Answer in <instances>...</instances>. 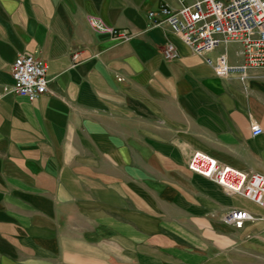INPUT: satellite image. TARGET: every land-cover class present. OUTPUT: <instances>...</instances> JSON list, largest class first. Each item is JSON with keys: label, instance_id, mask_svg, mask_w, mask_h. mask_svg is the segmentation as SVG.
I'll list each match as a JSON object with an SVG mask.
<instances>
[{"label": "crops", "instance_id": "crops-1", "mask_svg": "<svg viewBox=\"0 0 264 264\" xmlns=\"http://www.w3.org/2000/svg\"><path fill=\"white\" fill-rule=\"evenodd\" d=\"M162 4L181 5L0 0V264H264V208L187 167L201 151L264 175V68L217 75L240 44L194 52L148 19ZM21 54L47 66L33 101L12 87ZM234 208L262 219L235 228Z\"/></svg>", "mask_w": 264, "mask_h": 264}, {"label": "built area", "instance_id": "built-area-1", "mask_svg": "<svg viewBox=\"0 0 264 264\" xmlns=\"http://www.w3.org/2000/svg\"><path fill=\"white\" fill-rule=\"evenodd\" d=\"M178 9L162 4L147 16L153 25L167 23L194 52L206 53L220 44L238 43L241 46L242 61L228 64L224 55L213 62L215 73L224 76L238 73L242 76L251 69L264 68V0H195L183 3ZM98 31L109 32L113 37L127 40L131 34L124 29L108 27L92 19ZM166 59H174L178 53L173 44L163 48ZM78 52H73L76 60ZM46 63L34 54L18 55L11 64L10 72L13 90L33 101L47 90ZM253 135L262 133V128L251 124ZM190 171L197 173L221 186L230 193L240 195L264 208V175L259 172H245L219 163L212 156L194 151L187 163ZM262 219L250 212L234 208L229 210L224 221L235 228H241L245 221Z\"/></svg>", "mask_w": 264, "mask_h": 264}, {"label": "rangeland", "instance_id": "rangeland-1", "mask_svg": "<svg viewBox=\"0 0 264 264\" xmlns=\"http://www.w3.org/2000/svg\"><path fill=\"white\" fill-rule=\"evenodd\" d=\"M241 171V170H240ZM246 172V171H245Z\"/></svg>", "mask_w": 264, "mask_h": 264}]
</instances>
